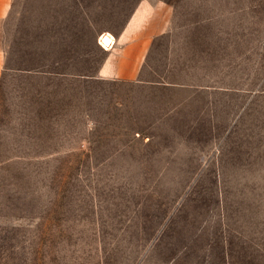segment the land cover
Returning <instances> with one entry per match:
<instances>
[{
  "label": "rangeland",
  "instance_id": "374dc122",
  "mask_svg": "<svg viewBox=\"0 0 264 264\" xmlns=\"http://www.w3.org/2000/svg\"><path fill=\"white\" fill-rule=\"evenodd\" d=\"M3 45L0 264H264V0H14Z\"/></svg>",
  "mask_w": 264,
  "mask_h": 264
},
{
  "label": "crops",
  "instance_id": "0c3cea01",
  "mask_svg": "<svg viewBox=\"0 0 264 264\" xmlns=\"http://www.w3.org/2000/svg\"><path fill=\"white\" fill-rule=\"evenodd\" d=\"M13 5L14 0H0V78L5 71L4 29ZM151 12H154L153 8L148 4L137 6L115 41L120 42V47L115 49L113 45L107 50L108 56L98 70L99 76L124 81L137 79L152 39L163 31L162 28L156 31L141 26Z\"/></svg>",
  "mask_w": 264,
  "mask_h": 264
},
{
  "label": "bare ground",
  "instance_id": "6f19581e",
  "mask_svg": "<svg viewBox=\"0 0 264 264\" xmlns=\"http://www.w3.org/2000/svg\"><path fill=\"white\" fill-rule=\"evenodd\" d=\"M102 42L105 43V45H107V46L110 45V42H109V40L107 38H103Z\"/></svg>",
  "mask_w": 264,
  "mask_h": 264
}]
</instances>
